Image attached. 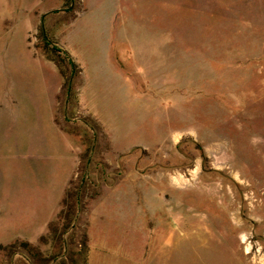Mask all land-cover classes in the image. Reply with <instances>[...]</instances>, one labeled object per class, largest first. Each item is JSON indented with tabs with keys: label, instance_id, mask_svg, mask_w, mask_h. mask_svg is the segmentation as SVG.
<instances>
[{
	"label": "rangeland",
	"instance_id": "1",
	"mask_svg": "<svg viewBox=\"0 0 264 264\" xmlns=\"http://www.w3.org/2000/svg\"><path fill=\"white\" fill-rule=\"evenodd\" d=\"M87 1L64 43L81 69L78 99L64 109L74 133L59 134L51 122V63L43 65L42 86L27 65L13 69L21 102L0 120V246L38 244L47 232L88 145L78 120L93 114L114 142L102 129L91 156L104 164L105 182L86 198L79 220L87 264H264V0H105L124 33L109 38L129 48L123 66L144 91L139 105L126 106L96 61L92 16L103 12L102 2ZM48 3L64 10L45 15L43 34L65 50L56 31L81 14L82 2L68 13L61 0ZM44 13L28 36L38 55ZM82 69L92 114L79 99ZM61 96L56 117L64 123ZM130 142L136 144L126 147ZM18 258L0 247V264Z\"/></svg>",
	"mask_w": 264,
	"mask_h": 264
},
{
	"label": "crops",
	"instance_id": "2",
	"mask_svg": "<svg viewBox=\"0 0 264 264\" xmlns=\"http://www.w3.org/2000/svg\"><path fill=\"white\" fill-rule=\"evenodd\" d=\"M48 1L49 0H0V72L1 73L3 72L2 76L5 78L3 81V85L0 88V120L11 115L12 110L15 108V106L18 105L19 102H21L19 96L17 98V96L13 93V88L15 83L13 69L15 67L17 68L20 66L22 68L27 65L29 70H31L30 72L31 75L34 76V72H37V77H39V79H37L36 77L35 80L39 81V84H41L42 86V84L45 85V82L47 81V80L45 81L44 79L43 65L44 63H47L48 65L49 62L55 68L56 71L55 101L53 103V108L51 111L50 118L56 132L65 136L64 130L56 123V115L58 109L57 105L59 102V93L61 91L60 89L62 85L59 81L57 67L54 65L53 62L49 61L44 55L34 54L32 48H30V46L28 45L29 43L28 36L30 35V33H33L35 31L36 24L38 23L37 14L39 12L49 13L50 10L61 7V5L59 6L57 5L56 7H54V4H50L48 3ZM61 1L64 3L63 0ZM80 1L82 2L83 5L81 14L74 17V19H72L69 23L65 24L61 28H58L56 31V37L60 39L61 45H63L65 50L66 47L64 43H65L66 33L71 31L82 17H85V15L88 12L87 10L89 9L87 0H80ZM95 1L97 0H92V5L94 4ZM100 2H102L103 12L98 16H92V26H91L92 33L95 32V34H97L98 42H99L97 49V55H99V60L96 61L97 63L103 65L102 69L103 72H105L107 81L115 84L119 88L118 93L119 96L122 97L121 100L125 104V106L127 103H130V101L132 100H133L132 102H138L139 105V101L144 100V91L143 89L138 90L134 88L135 84H134L133 76L130 77V72L128 71V69H126L123 66V64L128 61L129 48L125 45L123 47L120 46L119 44H113V40L109 38L113 31H116L115 33H120V35L124 37L123 25L121 26L119 22L121 16L119 15L115 16L117 15V11L113 12V16H108V13H110V11L107 10L105 0H98V3ZM71 7L72 6H70L69 8ZM47 18L48 16L43 17L42 15L43 25L45 21V24L47 26ZM96 29H98V31H96ZM17 39L20 40L22 44V49L17 48V41H16ZM124 41H126L125 38ZM21 60H24L23 61L24 63L19 62ZM135 69L138 72L141 71L139 73L143 72V70H141L140 67H136ZM82 74H83V80H82V85L80 87L79 99L82 106L90 112L91 108L88 107V105L86 104L85 100L82 97L83 85H84L83 69H82ZM132 85L133 87L130 88V86ZM36 86H34L33 88L34 90H37ZM31 97L33 98L37 97L38 99H40V93L32 92ZM92 116L95 118L93 114ZM99 124L101 125L103 131L106 134H108L111 142L113 143L114 141L110 135L109 130L104 128V126H102L100 122ZM135 144L136 142L133 143V145ZM133 145L132 142H130L126 147ZM69 180L66 181L65 185L68 183ZM60 199L61 198H59L57 202L58 203L57 207L60 203ZM57 207L55 208L54 212L56 211Z\"/></svg>",
	"mask_w": 264,
	"mask_h": 264
},
{
	"label": "trees",
	"instance_id": "3",
	"mask_svg": "<svg viewBox=\"0 0 264 264\" xmlns=\"http://www.w3.org/2000/svg\"><path fill=\"white\" fill-rule=\"evenodd\" d=\"M65 6L72 12L75 9V0H63ZM43 29H39L38 39L42 47L43 55L57 67L62 78L63 122L56 117V123L64 130L74 133L73 129H67L73 116L66 114L69 105L76 97V79L81 72L80 67L73 57L66 51L57 48L53 41L46 38ZM49 36V35H48ZM38 47V45H36ZM67 106V107H66ZM64 109H67L64 111ZM76 123V121H72ZM78 122L85 126L89 137L84 152L81 153L80 162L76 172L79 174L69 180L66 193L60 202V209L56 218L47 225V232L39 237V243L14 242L4 246L7 255L19 254L17 264H87L89 246L85 223L80 222V216L85 212L86 198H94L99 191L98 183L105 182V167L100 161H93L99 138L103 135L102 127L93 117L79 119ZM64 124V125H63ZM49 241V243H47ZM51 242V243H50ZM40 244H49L47 250H41Z\"/></svg>",
	"mask_w": 264,
	"mask_h": 264
},
{
	"label": "water",
	"instance_id": "4",
	"mask_svg": "<svg viewBox=\"0 0 264 264\" xmlns=\"http://www.w3.org/2000/svg\"><path fill=\"white\" fill-rule=\"evenodd\" d=\"M64 8H56V9H53V10H50V12H54V11H63ZM47 13L43 14V17L46 15ZM42 29L44 31V25L42 24ZM44 36L47 38V35L44 33Z\"/></svg>",
	"mask_w": 264,
	"mask_h": 264
}]
</instances>
